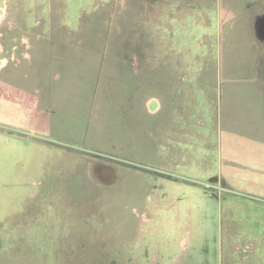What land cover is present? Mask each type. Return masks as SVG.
Wrapping results in <instances>:
<instances>
[{
    "label": "rangeland",
    "instance_id": "rangeland-1",
    "mask_svg": "<svg viewBox=\"0 0 264 264\" xmlns=\"http://www.w3.org/2000/svg\"><path fill=\"white\" fill-rule=\"evenodd\" d=\"M253 4L0 0V54L23 61L39 38L46 54L35 48L19 71L67 76L29 82L53 94V109L0 102L13 123L0 124V264H264ZM172 75L204 76L212 144L195 128L157 143L156 118L139 104L154 97V76ZM215 120L231 134L222 142Z\"/></svg>",
    "mask_w": 264,
    "mask_h": 264
},
{
    "label": "crops",
    "instance_id": "crops-1",
    "mask_svg": "<svg viewBox=\"0 0 264 264\" xmlns=\"http://www.w3.org/2000/svg\"><path fill=\"white\" fill-rule=\"evenodd\" d=\"M254 1L255 3L256 1H259L260 5L253 4L252 8L256 6L257 9H259L257 10L255 8L256 10L251 16V19L246 23V30L248 29L250 31L249 35H251L252 42L255 44L254 47L256 49L255 54L257 55V58H259V61H262V64H264V0H253V2ZM36 41V45L30 44L26 47L27 44H24L26 49L24 48L25 60L23 61L19 60L20 58H13V56H15L13 52L8 53L11 56H3L0 54V61L3 60V62L1 61L2 65H0V102L9 103L14 106L19 104L21 107L22 105H28L31 108L34 107L35 104L41 105L42 102L45 110L47 108L53 109V94L48 90L45 91V88L38 90L39 86L35 85L34 87L29 84V82L32 83L34 80L35 82L42 80L46 83L56 82L60 81L62 77L65 78L67 76H29L27 71H19L21 65H25L27 68L31 67L29 64H33L34 55L37 59H40L38 58L40 57V54L43 56L46 54L44 48L45 44L42 43L44 41L38 42L39 38ZM35 48L36 51L39 49L41 52L39 54L35 52L33 55L32 51ZM7 58H10L12 61L16 60V63H14L12 67L8 66ZM141 77L144 78L142 89L145 90L147 76ZM257 78L258 80H264V76H257ZM33 90L40 91V94L42 95L38 102V98L35 96ZM199 92L205 97L202 98L205 103L197 107L196 104L189 100V97L191 95L193 96L194 93L196 95V93ZM211 96L210 87L205 84L204 76H154V97H149L150 99L144 97L139 106L156 118L155 136L158 144L167 145L181 139L183 140L186 138L185 132H188L191 128H195L196 132L194 136L200 138L204 145L207 146L210 145V143L212 144L210 141L212 137L210 133L212 119L208 116L211 106ZM126 97L128 98V101H130L131 95L128 94ZM152 102L153 108H151ZM134 107L137 108L136 105H134ZM157 119H159L158 123ZM214 122H216V124L220 122V126L222 127L221 133L223 138L220 142L231 136L226 127V121L224 124L223 120H215ZM0 124L13 127V123H10L5 119L0 120ZM50 127V120L43 114L41 118V128L45 129ZM253 157H256V160H258L257 162L264 160L263 154H257ZM260 166L263 165L260 164Z\"/></svg>",
    "mask_w": 264,
    "mask_h": 264
},
{
    "label": "bare ground",
    "instance_id": "bare-ground-1",
    "mask_svg": "<svg viewBox=\"0 0 264 264\" xmlns=\"http://www.w3.org/2000/svg\"><path fill=\"white\" fill-rule=\"evenodd\" d=\"M231 16H232V14H231ZM230 15H229V17H231Z\"/></svg>",
    "mask_w": 264,
    "mask_h": 264
}]
</instances>
